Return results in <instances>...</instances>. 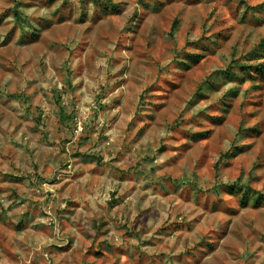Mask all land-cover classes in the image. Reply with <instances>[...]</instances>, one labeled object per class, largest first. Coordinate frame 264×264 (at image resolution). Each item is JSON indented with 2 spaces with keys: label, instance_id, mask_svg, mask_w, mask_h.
I'll return each mask as SVG.
<instances>
[{
  "label": "rangeland",
  "instance_id": "obj_1",
  "mask_svg": "<svg viewBox=\"0 0 264 264\" xmlns=\"http://www.w3.org/2000/svg\"><path fill=\"white\" fill-rule=\"evenodd\" d=\"M0 264H264V0H0Z\"/></svg>",
  "mask_w": 264,
  "mask_h": 264
},
{
  "label": "trees",
  "instance_id": "obj_2",
  "mask_svg": "<svg viewBox=\"0 0 264 264\" xmlns=\"http://www.w3.org/2000/svg\"><path fill=\"white\" fill-rule=\"evenodd\" d=\"M263 72V71H262ZM233 188V187H232Z\"/></svg>",
  "mask_w": 264,
  "mask_h": 264
}]
</instances>
